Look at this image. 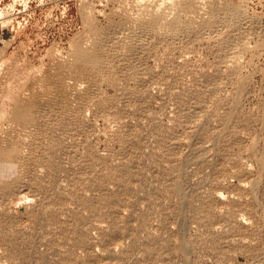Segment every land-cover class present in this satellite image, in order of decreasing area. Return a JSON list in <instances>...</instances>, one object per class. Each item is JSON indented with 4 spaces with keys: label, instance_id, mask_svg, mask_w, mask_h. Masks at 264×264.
Listing matches in <instances>:
<instances>
[{
    "label": "rangeland",
    "instance_id": "1",
    "mask_svg": "<svg viewBox=\"0 0 264 264\" xmlns=\"http://www.w3.org/2000/svg\"><path fill=\"white\" fill-rule=\"evenodd\" d=\"M4 4L0 264H264V0Z\"/></svg>",
    "mask_w": 264,
    "mask_h": 264
},
{
    "label": "built area",
    "instance_id": "2",
    "mask_svg": "<svg viewBox=\"0 0 264 264\" xmlns=\"http://www.w3.org/2000/svg\"><path fill=\"white\" fill-rule=\"evenodd\" d=\"M4 2L5 0H0V48L15 37L16 32L21 25V22H17L16 24L13 21V17L6 15L7 10Z\"/></svg>",
    "mask_w": 264,
    "mask_h": 264
}]
</instances>
